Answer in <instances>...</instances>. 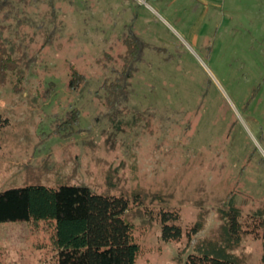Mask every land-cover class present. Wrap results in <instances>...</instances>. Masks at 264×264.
Listing matches in <instances>:
<instances>
[{
    "label": "rangeland",
    "instance_id": "374dc122",
    "mask_svg": "<svg viewBox=\"0 0 264 264\" xmlns=\"http://www.w3.org/2000/svg\"><path fill=\"white\" fill-rule=\"evenodd\" d=\"M7 1L0 30L15 68L0 75V190L125 195L135 264H183L195 240L219 234L230 195L242 215L264 208V0ZM126 33L145 45L116 112L101 83ZM73 66L78 89L67 85ZM162 210L178 212L166 222L179 238H162ZM50 234L44 221H0V264H57ZM233 251L262 264L259 238Z\"/></svg>",
    "mask_w": 264,
    "mask_h": 264
},
{
    "label": "trees",
    "instance_id": "16d2710c",
    "mask_svg": "<svg viewBox=\"0 0 264 264\" xmlns=\"http://www.w3.org/2000/svg\"><path fill=\"white\" fill-rule=\"evenodd\" d=\"M8 3L0 0V9ZM140 41L133 33L124 35L125 52L121 64L114 70L115 75L101 83L108 109L117 112L116 105L128 99L131 78L145 45ZM9 55L0 30V75L15 68L8 60ZM84 80L81 71L74 66L70 68L67 80L70 89L80 88ZM65 117L67 123H77V109L68 110ZM6 122L7 118L0 114V127ZM127 207L125 195L98 193L84 184L48 186L36 183L0 190V221H44L50 225L57 264H135L139 245L132 237L131 223L123 216ZM161 213L162 238H179L181 227L166 222L168 215L178 218V212L162 210ZM218 213L221 218L219 234L195 240L183 264H238L240 257L233 249L246 234L261 240L260 261L264 264V208L258 207L242 215L230 195L224 205L218 207ZM202 224L201 220H196L190 228L196 233Z\"/></svg>",
    "mask_w": 264,
    "mask_h": 264
}]
</instances>
